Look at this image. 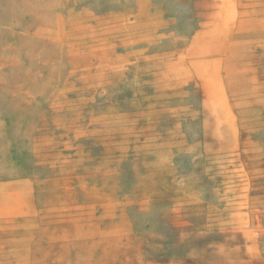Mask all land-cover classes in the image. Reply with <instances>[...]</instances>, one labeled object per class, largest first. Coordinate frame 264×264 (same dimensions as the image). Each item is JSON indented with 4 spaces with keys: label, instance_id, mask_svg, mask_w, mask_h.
I'll use <instances>...</instances> for the list:
<instances>
[{
    "label": "rangeland",
    "instance_id": "1",
    "mask_svg": "<svg viewBox=\"0 0 264 264\" xmlns=\"http://www.w3.org/2000/svg\"><path fill=\"white\" fill-rule=\"evenodd\" d=\"M0 264H264V0H0Z\"/></svg>",
    "mask_w": 264,
    "mask_h": 264
},
{
    "label": "bare ground",
    "instance_id": "2",
    "mask_svg": "<svg viewBox=\"0 0 264 264\" xmlns=\"http://www.w3.org/2000/svg\"><path fill=\"white\" fill-rule=\"evenodd\" d=\"M223 17V16H222ZM218 17V18H215L214 19V22H213V25L212 26H214V29H216V32H217V34L218 35H221L222 34V31L220 30L222 27H224L225 25H227L228 24V19L226 18V17ZM223 35V34H222ZM205 51V49L202 51V53ZM254 79H256V80H258L259 81V79H257V77L256 78H254ZM228 83V82H227ZM254 83H255V81H254ZM245 85H244V89H245ZM242 88H243V86H242ZM247 88V87H246ZM247 89H249V87L247 88ZM243 89H241V91H242ZM246 91V90H245ZM249 92V91H248ZM238 93V92H237ZM242 93V92H241ZM245 93H247V92H245ZM250 93H252V92H250ZM239 94V93H238ZM243 94V93H242ZM234 96V95H233ZM241 172V171H240ZM236 174V173H235ZM237 178V177H236ZM236 182V181H235ZM257 213V215H255L254 216V223H259L260 222V216H259V212L257 211L256 212Z\"/></svg>",
    "mask_w": 264,
    "mask_h": 264
}]
</instances>
